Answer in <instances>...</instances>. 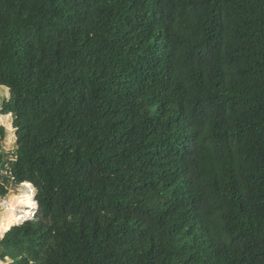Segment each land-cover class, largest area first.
<instances>
[{
  "label": "trees",
  "instance_id": "16d2710c",
  "mask_svg": "<svg viewBox=\"0 0 264 264\" xmlns=\"http://www.w3.org/2000/svg\"><path fill=\"white\" fill-rule=\"evenodd\" d=\"M0 86V264H264V0H0Z\"/></svg>",
  "mask_w": 264,
  "mask_h": 264
},
{
  "label": "rangeland",
  "instance_id": "374dc122",
  "mask_svg": "<svg viewBox=\"0 0 264 264\" xmlns=\"http://www.w3.org/2000/svg\"><path fill=\"white\" fill-rule=\"evenodd\" d=\"M10 95L9 88L6 86H0V111L2 109V102L4 99L8 98ZM5 128L4 135H0V151L7 156V158L12 159L14 158L15 151H16V130L13 127L12 124V116L3 115L0 113V128ZM4 176H6V172L3 170V168H0V184H4L5 187L8 189V192L2 191L0 187V237H2L7 231H4L3 223L5 216L8 213L9 208L11 207L12 198L15 196V194H21L22 191H27L29 194L32 195V198L34 199L36 190L32 186L27 187L24 184L22 185H16L12 182V180H8L7 182L4 179ZM36 202V201H35ZM38 204L36 202L34 207L29 208L30 215L23 217L21 220L18 221L17 224H20L24 222L27 219H30L34 216L36 210H37ZM26 208H17V212L21 214V210H25ZM23 215V214H22ZM14 224V225H17ZM1 251V249H0ZM8 262L2 261V264H8L11 259H7Z\"/></svg>",
  "mask_w": 264,
  "mask_h": 264
}]
</instances>
